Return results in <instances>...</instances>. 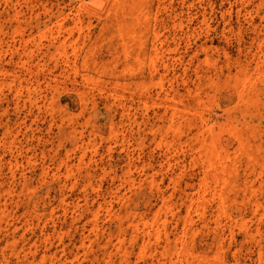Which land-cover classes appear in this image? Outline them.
I'll return each mask as SVG.
<instances>
[{
    "label": "rangeland",
    "instance_id": "1",
    "mask_svg": "<svg viewBox=\"0 0 264 264\" xmlns=\"http://www.w3.org/2000/svg\"><path fill=\"white\" fill-rule=\"evenodd\" d=\"M179 8L173 86L19 87L0 37V264H264V0Z\"/></svg>",
    "mask_w": 264,
    "mask_h": 264
},
{
    "label": "bare ground",
    "instance_id": "2",
    "mask_svg": "<svg viewBox=\"0 0 264 264\" xmlns=\"http://www.w3.org/2000/svg\"><path fill=\"white\" fill-rule=\"evenodd\" d=\"M73 1L1 0L5 79L19 87L56 86L66 81L114 86L153 83L161 87L178 82L180 0H86L80 4ZM83 9L103 17L94 35L88 27L87 33L81 30ZM100 40L104 42V51H94L93 44ZM177 115L180 111L173 107L168 123L176 131L181 118ZM76 139L82 140L80 135ZM218 154L212 159V150L208 153L209 170L215 180L213 195L225 211L227 196L216 186L220 182L224 188V175L231 165L228 154ZM96 214L95 211L93 216ZM220 221L218 215L215 222L219 225Z\"/></svg>",
    "mask_w": 264,
    "mask_h": 264
}]
</instances>
